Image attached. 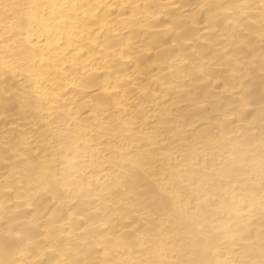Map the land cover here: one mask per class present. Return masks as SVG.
Returning a JSON list of instances; mask_svg holds the SVG:
<instances>
[{
  "label": "bare ground",
  "instance_id": "6f19581e",
  "mask_svg": "<svg viewBox=\"0 0 264 264\" xmlns=\"http://www.w3.org/2000/svg\"><path fill=\"white\" fill-rule=\"evenodd\" d=\"M0 264H264V0H0Z\"/></svg>",
  "mask_w": 264,
  "mask_h": 264
}]
</instances>
